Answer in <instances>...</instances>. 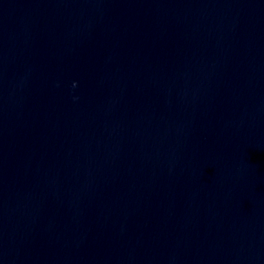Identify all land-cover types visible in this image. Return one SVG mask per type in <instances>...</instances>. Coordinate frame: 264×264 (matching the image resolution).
Instances as JSON below:
<instances>
[{
	"label": "water",
	"instance_id": "obj_1",
	"mask_svg": "<svg viewBox=\"0 0 264 264\" xmlns=\"http://www.w3.org/2000/svg\"><path fill=\"white\" fill-rule=\"evenodd\" d=\"M0 264H264V0H0Z\"/></svg>",
	"mask_w": 264,
	"mask_h": 264
},
{
	"label": "clouds",
	"instance_id": "obj_2",
	"mask_svg": "<svg viewBox=\"0 0 264 264\" xmlns=\"http://www.w3.org/2000/svg\"><path fill=\"white\" fill-rule=\"evenodd\" d=\"M74 86H75V82H74Z\"/></svg>",
	"mask_w": 264,
	"mask_h": 264
}]
</instances>
